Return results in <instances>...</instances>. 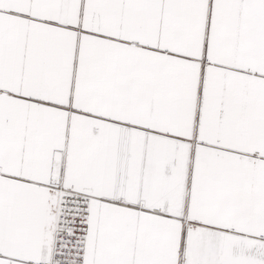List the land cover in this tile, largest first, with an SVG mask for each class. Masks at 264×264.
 Returning a JSON list of instances; mask_svg holds the SVG:
<instances>
[{"label":"snow or ice","instance_id":"obj_1","mask_svg":"<svg viewBox=\"0 0 264 264\" xmlns=\"http://www.w3.org/2000/svg\"><path fill=\"white\" fill-rule=\"evenodd\" d=\"M0 264H264V0H0Z\"/></svg>","mask_w":264,"mask_h":264}]
</instances>
